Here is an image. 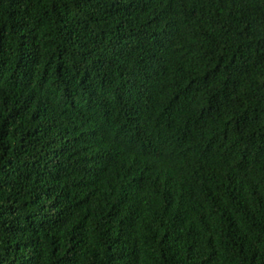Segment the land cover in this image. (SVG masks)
<instances>
[{
    "label": "trees",
    "instance_id": "1",
    "mask_svg": "<svg viewBox=\"0 0 264 264\" xmlns=\"http://www.w3.org/2000/svg\"><path fill=\"white\" fill-rule=\"evenodd\" d=\"M0 264H264V0H0Z\"/></svg>",
    "mask_w": 264,
    "mask_h": 264
}]
</instances>
